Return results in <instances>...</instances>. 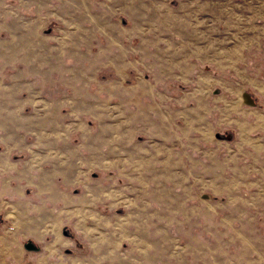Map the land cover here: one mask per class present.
I'll list each match as a JSON object with an SVG mask.
<instances>
[{
    "label": "crops",
    "instance_id": "obj_1",
    "mask_svg": "<svg viewBox=\"0 0 264 264\" xmlns=\"http://www.w3.org/2000/svg\"><path fill=\"white\" fill-rule=\"evenodd\" d=\"M193 5L182 9L181 21L172 12V21L189 26L180 34L196 38V47L172 48L155 63L157 82H190L192 91L156 92L143 84L134 116L126 103L133 95L120 94L117 103L107 90L106 98L84 92L95 71L91 64L89 72L67 70L62 45L28 40L7 53L9 62L1 57L0 264H158L163 213L175 210L174 184L193 179L226 197L228 218L237 223H227L217 244L236 250L232 260L264 264V110L249 92L231 96L237 92L224 77L221 51L197 45L211 29L194 19ZM115 45L106 41L101 59L118 72L109 52ZM208 58L217 73L196 61ZM69 76L62 93L59 84ZM64 111L75 123H65ZM82 116L96 125L84 126Z\"/></svg>",
    "mask_w": 264,
    "mask_h": 264
},
{
    "label": "rangeland",
    "instance_id": "obj_2",
    "mask_svg": "<svg viewBox=\"0 0 264 264\" xmlns=\"http://www.w3.org/2000/svg\"><path fill=\"white\" fill-rule=\"evenodd\" d=\"M195 2L199 13L194 19L199 18L204 28L211 29L206 31L210 35L197 38V45L221 51L222 63L226 66L224 77L237 92L232 91L231 96L249 92L258 98L257 107L264 110V0H0V61L3 57L2 61L9 62L5 57L7 53L11 55L12 48L28 40L53 48L62 45L67 70L75 68L78 74L81 70L95 71L93 83L87 80L89 86H84V92L98 91L106 98L107 90L117 96V103L118 95H133L126 103L134 116V103L138 101L134 94L140 96L139 86L143 84L152 85L156 92L192 91L190 82L175 79L157 82L155 63L170 55L172 48L189 52L196 47V38L180 34L189 26L172 21V12L181 21L180 17H186L181 16L182 9L188 12ZM97 28H101L100 32ZM113 39L115 49L109 52H114L118 58V72L101 59L106 52L103 50L106 41ZM96 46L101 51L96 56L100 60H94ZM189 60L194 61L191 55ZM196 61L199 66L204 64L217 73L212 58ZM10 73V69H5V79ZM69 78L65 77L59 84L62 93L69 91ZM253 81L259 84L252 85ZM53 84L57 86L56 80ZM55 89L57 87L53 86L52 90ZM209 93L214 91L211 89ZM62 115L68 125L75 123L69 112L64 111ZM80 120L86 127L96 125L89 116H82ZM167 185L169 189L173 187L171 182ZM174 185L175 210L163 213L164 239L158 264H163V260L164 264H245L231 259L236 254L235 249L217 244L226 238L223 234L227 223L237 224L228 218L232 213L225 210L227 198L210 194L202 182L194 179ZM220 248L226 259L220 258ZM164 255L174 257L165 259Z\"/></svg>",
    "mask_w": 264,
    "mask_h": 264
},
{
    "label": "water",
    "instance_id": "obj_3",
    "mask_svg": "<svg viewBox=\"0 0 264 264\" xmlns=\"http://www.w3.org/2000/svg\"><path fill=\"white\" fill-rule=\"evenodd\" d=\"M243 100L246 104L253 105L252 101L249 99V97L246 94H243Z\"/></svg>",
    "mask_w": 264,
    "mask_h": 264
}]
</instances>
